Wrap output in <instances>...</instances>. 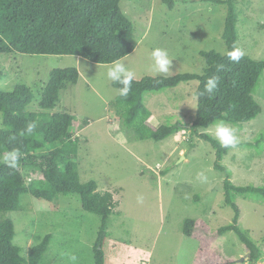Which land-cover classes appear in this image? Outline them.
I'll return each instance as SVG.
<instances>
[{"label":"rangeland","instance_id":"374dc122","mask_svg":"<svg viewBox=\"0 0 264 264\" xmlns=\"http://www.w3.org/2000/svg\"><path fill=\"white\" fill-rule=\"evenodd\" d=\"M174 2L171 10L163 0L121 1L122 11L134 25L129 40L136 48L117 62L133 78L203 74L207 64L201 51L227 53L225 4ZM238 7L242 11L239 46L245 54L264 60V0H238ZM157 48L166 51L170 60L166 73L155 68L151 53ZM113 65L76 55L0 53L4 73L0 90L28 86L34 95L30 111L41 109L39 103L53 69L78 68V83L63 88L57 106L47 112L77 116L72 130L78 137L74 160L81 181L95 180L99 191L113 193L116 206L108 218L103 247L107 264H253L234 231L218 234L221 227L233 223L235 210L225 202L227 171L215 169V149L191 130L199 82L147 93L144 105L152 113L147 120L152 127L175 123L186 127L158 142L140 139L125 125L131 107L121 108L125 102L120 100V89L107 77ZM254 96L263 108L255 119L243 128L225 123L234 129L239 143H258L257 138L264 135V72ZM215 125L204 131L215 137ZM259 143L235 146L221 161L234 184L264 185V140ZM234 201L241 210L239 226L264 252V201L240 196ZM21 203L22 210L7 217L14 222V245L22 254L52 234L41 264H95L102 216L83 210L79 195L60 194L50 202L25 194ZM188 219L198 225L192 236L184 234ZM257 264H264V255Z\"/></svg>","mask_w":264,"mask_h":264},{"label":"trees","instance_id":"16d2710c","mask_svg":"<svg viewBox=\"0 0 264 264\" xmlns=\"http://www.w3.org/2000/svg\"><path fill=\"white\" fill-rule=\"evenodd\" d=\"M121 1L0 0V53L76 55L98 64L115 63L136 48L129 40L134 25L122 11ZM163 1L169 3L171 10L175 8L174 0ZM203 1L228 7L223 32L227 53L201 51L207 64L203 74L184 72L172 76H146L139 80L133 78L131 90L121 96L120 100L125 102L121 108L131 107L127 111L130 114H125V125L132 128L138 138L158 142L178 133L186 125L152 127L147 122L152 113L144 105V96L182 83L199 82L197 112L191 130L215 149V169L227 171L223 182L225 202L235 210L233 223L221 227L218 234L234 231L251 254L249 260L257 264L264 252L239 226L241 210L234 198L254 197L264 201V185L234 184L229 169L221 164L233 147H222L210 132L204 130L220 121L243 128L263 111L254 91L264 72V60L245 54L239 46L238 23L242 11L238 0ZM237 49L243 55L233 61L228 53ZM3 76L0 70V78ZM213 78L217 86L208 93L205 86ZM79 79L80 72L76 67L53 69L39 103L41 109L37 111L28 110L34 98L28 86L17 85L11 92L0 90V264H41L50 246L52 234H47L37 244L32 243L27 255L14 245L16 229L7 215L22 210L21 199L25 194L50 202L60 194L79 195L83 210L102 216L94 259L95 264H107L103 247L108 218L114 214L116 206L113 193L99 191L95 180L81 181L74 160L78 137L72 130L77 116L69 112H47L57 106L60 91L68 84H77ZM112 84L119 89L123 87L116 81ZM30 123H35L36 127L29 134L26 129ZM262 140L264 135L257 138L258 143L241 142L236 146H259ZM12 149L21 152L19 167L15 169L2 162L4 154ZM27 175L33 178L31 182L26 180ZM197 226L196 220H186L184 234L192 236Z\"/></svg>","mask_w":264,"mask_h":264},{"label":"clouds","instance_id":"9594fccd","mask_svg":"<svg viewBox=\"0 0 264 264\" xmlns=\"http://www.w3.org/2000/svg\"><path fill=\"white\" fill-rule=\"evenodd\" d=\"M155 68L158 72L166 73L169 71L170 60L168 59L167 52L162 49H154L151 53ZM243 53L237 49L228 53V56L233 61H238ZM107 77L123 85L119 90L120 95L126 96L131 90V82L133 80V74L122 63L115 62L107 72ZM217 86L215 78L209 79L205 90L208 93H212ZM36 127L35 123L28 124L26 129L27 133H32ZM23 134V133H22ZM215 137L219 141L222 147H235L239 143L238 137L235 135L234 129L227 126L223 121L217 122L215 125ZM21 159V152L19 149H12L6 152L3 156L2 162L9 168L15 169L19 167V160ZM31 176H26L28 182L32 181Z\"/></svg>","mask_w":264,"mask_h":264},{"label":"water","instance_id":"95a60500","mask_svg":"<svg viewBox=\"0 0 264 264\" xmlns=\"http://www.w3.org/2000/svg\"><path fill=\"white\" fill-rule=\"evenodd\" d=\"M247 256H248V257H250V256H251V254H250V253H248V254H247Z\"/></svg>","mask_w":264,"mask_h":264}]
</instances>
